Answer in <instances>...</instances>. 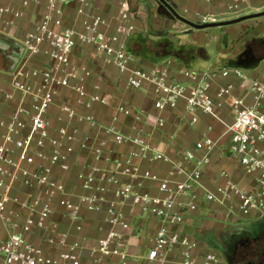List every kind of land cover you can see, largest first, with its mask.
Masks as SVG:
<instances>
[{
    "label": "built area",
    "instance_id": "obj_1",
    "mask_svg": "<svg viewBox=\"0 0 264 264\" xmlns=\"http://www.w3.org/2000/svg\"><path fill=\"white\" fill-rule=\"evenodd\" d=\"M30 1L21 0L22 8H27ZM87 1L48 0L41 23L22 44L25 50L18 63L22 62V66L18 68L17 65L12 73L7 71L15 76L12 81L13 89L21 92L23 98H30L31 109L27 112L19 107L10 118L0 119V264H85L84 245L79 241L70 243L66 233L50 234L47 238L57 248L54 257L27 239L28 233L44 235L50 231L53 202L65 194V187L55 178L54 170H69V156L74 152L72 145L78 136L77 128L68 131L65 127L58 129L59 136L52 134L48 113L59 90L71 89L78 95V103H84L87 108L95 103H106L99 94L88 97L86 80L91 72L87 67H77L72 62V55L78 46H92L95 55L105 65L115 66L126 77L131 89L140 90L146 85L151 86L154 107L157 110H181L191 126L198 123L200 115L221 121L218 111L223 100L230 98L234 119L228 129L229 152L244 173L254 179L255 188H243L232 180L229 173L221 171L220 178L224 183L216 187L217 194L205 193L204 196L208 201L225 200L235 203L241 215L263 219L264 80L251 81L248 88L254 103L248 106L241 95L234 94L235 85L232 82H221L234 75L240 80L241 88L245 89V77L239 69L222 68L202 73L185 68L175 70L171 61L151 68L143 67L127 49V41L135 32V14L127 9L120 12L118 25L110 34L102 30L105 20L100 15L85 21L82 31L55 28L60 25L56 18L63 14L62 7L78 3V13L85 15ZM248 4L249 0H230L227 11L237 14ZM8 12L7 8H0V21ZM14 16L19 17L21 13H15ZM211 22L213 20L205 17L202 19V24ZM43 45L50 47V66L48 69L32 67L31 60L41 52ZM11 97L6 95L8 99ZM61 109L70 119L77 118L80 122H89L91 125L94 123L92 116H79L70 105L64 104ZM118 110L137 122H154L158 129L165 127L162 118L153 120L143 111H135L129 104L122 103ZM111 131L117 144L133 142L137 145L138 150L132 157H151V160L170 163V175H187V180H163L158 174L133 165L131 158H127L116 161L115 168L137 183L121 184L115 176L97 179L95 171L84 177L83 187L92 193L82 198L81 203L86 205L88 211H100L105 202L107 186L114 184L117 186L114 191L117 200L131 201L141 215L156 218L162 223L150 243L147 253L149 264H167L170 255L178 257L175 264H219L217 253L200 252L202 248L198 242L181 231L186 215L199 210L201 195L197 188L201 187L203 169L210 164L216 142L204 136L195 148L184 151L181 161L173 163L144 137L130 140L120 135L116 129ZM81 147L87 148V144L82 143ZM198 151L203 152L202 159L193 171L188 172L186 164L196 159ZM92 152L95 160L102 158L101 148H93ZM18 180L26 187L41 189L43 197L34 195L28 201H22L18 196H13L14 184ZM145 181L158 184L157 195L137 190ZM12 205L28 213L24 222L17 224L19 229L15 232L9 231L8 227H12L13 219L18 218L20 212L12 209ZM63 205L65 216L75 224L78 232L81 231L80 204L66 198ZM107 215L112 229L91 248V258L94 264H103L112 257H120L124 260L121 264H129L126 260V235L118 230V227H126L124 215L114 205L107 209Z\"/></svg>",
    "mask_w": 264,
    "mask_h": 264
},
{
    "label": "crops",
    "instance_id": "obj_2",
    "mask_svg": "<svg viewBox=\"0 0 264 264\" xmlns=\"http://www.w3.org/2000/svg\"><path fill=\"white\" fill-rule=\"evenodd\" d=\"M229 1L169 0L179 15L196 24H202L204 17L213 20L211 22L213 24H220L257 14L259 10V7L254 6L253 0H249L247 7L233 14L227 11ZM47 4L48 0H31L27 8H22L21 0H0V8L9 10L0 21V36L23 44L28 35L34 33L41 23ZM79 7L78 3L62 7L63 14L56 18L60 25H54L55 28L82 31L85 21L90 17L100 15L105 20L102 30L110 34L118 25L120 12L127 9L135 14V32L127 41V49L143 67L151 68L162 62L171 61L175 70L185 68L202 73L222 68L239 69L245 77V89L241 88L240 80L234 75L221 82H232L235 85L234 94L241 95L246 105L251 106L254 103L248 87L252 80H264V57L256 61H247L246 55L249 46H256L259 43L264 45V21L258 22L261 23L262 30L258 29L257 22L244 23L256 18L232 25L213 27L222 29L223 32L220 38V44H223L220 52L224 65L215 66L209 62V57L207 58L203 47L204 37H200L198 33L212 28L202 30L190 28L174 19L158 0H88L85 15L78 13ZM18 12L21 16L15 17L14 14ZM233 25L236 26L229 28ZM174 33L189 36V40L194 41V45L197 46L188 43L174 45ZM239 39H244L242 48L238 52L228 54L236 46L234 42ZM49 51L50 47L43 45L41 52L31 60V66L48 69L51 62ZM10 52L11 50L7 53ZM196 57L206 59V69L190 68ZM3 60L8 61L6 58ZM72 62L77 67H87L91 72V76L86 80L88 97L99 94L106 103H95L87 108L84 103H78V95L71 89L59 90L56 101L48 113V119L53 128L52 134L59 136L58 129L65 127L68 131L77 128L78 136L72 145L74 152L69 156V170H54L55 178L65 187V194L53 202L54 213L50 218V231L44 235L28 233L27 239L34 246L54 257L57 254V248L48 242L47 238L50 234L66 233L70 243L79 241L84 245L85 264H94L90 250L112 229L108 223L107 209L114 205L115 209L124 215L126 227H118V230L126 235L127 262L129 264H149L147 253L150 243L162 223L156 218L141 215L131 201L117 200L114 197L117 186L114 184L107 186L105 202L101 210L88 211L86 205L81 203V199L91 195L92 191L84 189V177L96 171L94 175L97 179L103 176H115L121 184H135L137 183L135 180L115 168L116 161L131 158L133 165L139 166L142 170H150L163 180L172 182L187 180V175H170L172 172L170 163L151 160V157L146 159L132 157L133 153L138 150L137 145L133 142L117 144L112 129H116L126 139L134 140L139 136L144 137L151 146L157 147L173 163L181 161L184 151L195 148L204 136H208L216 142V147L210 156V164L203 169L201 187L197 188L201 195L198 201L199 210L197 213L186 215L181 231L198 242L202 248L200 252L217 253L219 264H247V261L264 264V218L245 217L238 211L235 203L225 200L208 201L204 196L205 193L215 194L216 187L224 183V180L220 178L221 171L229 173L232 180L241 187L255 188L254 179L244 173L229 152L228 129L234 119L231 99L223 100V105L218 111L221 121L200 115L198 123L191 126L181 110H157L154 107L151 86L146 85L140 90L131 89L127 85L126 77L115 66L105 65L95 55L92 46H78L72 55ZM21 66L22 62L18 68ZM14 78V75L7 73V68H0V119L10 118L19 107H23L27 112L31 109L30 98H23L21 92L13 89ZM6 95L12 96L11 99L6 98ZM122 103L129 104L135 111H143L153 120L162 118L165 121V127L158 129L154 122H137L132 117L124 116L118 110ZM64 104L73 107L79 116H92L93 125L85 121L80 122L77 118L70 119L61 109ZM82 143H86L87 148L83 149ZM93 148L103 150L101 159H94ZM202 156L203 152L198 151L196 159L186 164V170L193 171L199 165ZM137 190L139 192L149 191L152 195H157L158 184L145 181ZM12 195L18 196L22 201H28L34 195L43 197L41 189L26 187L21 180L14 184ZM66 198L80 204L82 229L79 232L75 229V224L65 216L63 200ZM218 199H220L219 195ZM12 209L20 212L19 217L13 219L12 227H8L9 231L15 232L19 229L17 224H22L28 213L15 205H12ZM238 252L240 254L237 258L235 254ZM234 258L236 262L231 260ZM177 259L178 257L170 255L167 264H175ZM122 261L124 260L120 257H112L103 264H121ZM172 261L174 263H171Z\"/></svg>",
    "mask_w": 264,
    "mask_h": 264
},
{
    "label": "rangeland",
    "instance_id": "obj_3",
    "mask_svg": "<svg viewBox=\"0 0 264 264\" xmlns=\"http://www.w3.org/2000/svg\"><path fill=\"white\" fill-rule=\"evenodd\" d=\"M254 6L255 7H259V10H257V13H261L264 11V0H253ZM263 22L264 21V17L262 18H256L253 20H250L248 22H244L245 24H251L252 22ZM259 30H262V26L261 23L256 24ZM236 25L230 26L229 28H233ZM253 28V27H252ZM255 28V26H254ZM200 33V37H204L203 40V47L206 50L207 53V58L209 57V62L214 64L215 66H220V65H224L223 63V59H222V55H221V48L223 46V44H220V38L221 35L223 34L222 29L219 28H212L209 30H205V31H201L198 32ZM174 45H178L181 43H188L189 45H194V41L191 42L189 39V36L185 35V34H176L174 33ZM260 35V34H258ZM264 36V35H263ZM254 39V38H252ZM244 39H239L238 41H235L234 44H236V46L232 49V51L228 52V54H232L235 52H238L239 49L242 48V46L244 45ZM201 42V41H198ZM197 46V45H194ZM197 49V48H195ZM205 58H201V57H196V59L194 61H192L190 68L194 69V70H203L207 68V61H205ZM9 66V62L5 61L3 59L0 58V68H8Z\"/></svg>",
    "mask_w": 264,
    "mask_h": 264
},
{
    "label": "water",
    "instance_id": "obj_4",
    "mask_svg": "<svg viewBox=\"0 0 264 264\" xmlns=\"http://www.w3.org/2000/svg\"><path fill=\"white\" fill-rule=\"evenodd\" d=\"M158 1L160 2L161 6L164 9H166V11L174 19H176V20L184 23L185 25L189 26L190 28L196 29V30L213 28V27H217V26L232 25V24H236V23H239L241 21H244V20L251 19V18H259V17L264 16V11H263L261 13H257V14L249 15V16H244V17H241L239 19H235V20L228 21V22H223L220 24H213V23L196 24V23H193L192 21L182 17L181 15H179L177 13L176 9L169 2V0H158ZM10 50H11V53L8 54L7 52ZM24 50H25V47L21 43L9 41L6 37L0 36V51L2 52V54H5V58L9 61V66L7 68V71L9 73H12L14 71V69L16 68V66L18 65L20 59L22 58ZM247 264H256V263L249 262Z\"/></svg>",
    "mask_w": 264,
    "mask_h": 264
},
{
    "label": "flooded vegetation",
    "instance_id": "obj_5",
    "mask_svg": "<svg viewBox=\"0 0 264 264\" xmlns=\"http://www.w3.org/2000/svg\"><path fill=\"white\" fill-rule=\"evenodd\" d=\"M9 52V51H8ZM11 53V52H10ZM0 57L1 59H5V54H1L0 52ZM264 57V45L263 43H259L256 46L252 45L249 46V50L246 55V60L247 61H256ZM240 252L236 253L235 256L238 258ZM232 261L234 260L236 262V259H231ZM233 261V262H234ZM251 261H247L246 263H249Z\"/></svg>",
    "mask_w": 264,
    "mask_h": 264
}]
</instances>
